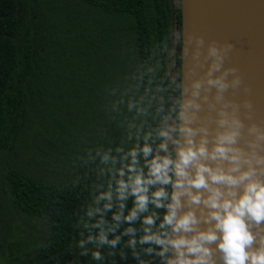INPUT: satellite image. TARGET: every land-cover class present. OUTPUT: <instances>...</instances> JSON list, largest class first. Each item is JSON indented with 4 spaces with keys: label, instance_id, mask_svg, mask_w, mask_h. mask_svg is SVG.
Segmentation results:
<instances>
[{
    "label": "trees",
    "instance_id": "obj_1",
    "mask_svg": "<svg viewBox=\"0 0 264 264\" xmlns=\"http://www.w3.org/2000/svg\"><path fill=\"white\" fill-rule=\"evenodd\" d=\"M174 29L173 0H0V151L20 149L21 158L6 193L48 226L30 264H138L131 249L121 259L101 246L105 259L96 261L95 242L76 246L90 235L80 217L98 164L84 153L121 142L137 116L129 99L150 113L137 125L168 115L180 92L167 67ZM175 47L174 77L181 41Z\"/></svg>",
    "mask_w": 264,
    "mask_h": 264
},
{
    "label": "clouds",
    "instance_id": "obj_2",
    "mask_svg": "<svg viewBox=\"0 0 264 264\" xmlns=\"http://www.w3.org/2000/svg\"><path fill=\"white\" fill-rule=\"evenodd\" d=\"M196 43L194 59L207 67L191 82L190 98L184 99L189 87L183 82V71L171 77L180 92L159 124L142 120L137 125L140 113H150L129 99L128 111L135 108L137 116L121 142L85 150L98 164L89 191L92 203L82 206L85 215L80 217L90 235L76 246L83 249L95 242L93 260L105 259L100 249L107 245L112 258L127 259L124 249H131L138 264H264V127L250 124L251 139H244L242 145L244 122L235 107L227 110V102L218 110L215 129L193 126L199 117L189 109L202 107L196 99L202 89L204 101L212 88L217 90L215 99L221 101L230 86L242 83L239 75L227 79L239 71L224 67L235 48L232 43L213 40L203 53L204 38ZM169 48V62L175 68L174 41ZM188 51L185 44V59ZM202 54L203 61L199 60ZM123 102H114L111 111ZM245 106L250 108L251 101H245ZM145 123L150 125L147 130ZM109 213L111 221L106 219ZM122 225L126 227L118 232ZM96 229L98 234H91Z\"/></svg>",
    "mask_w": 264,
    "mask_h": 264
},
{
    "label": "water",
    "instance_id": "obj_3",
    "mask_svg": "<svg viewBox=\"0 0 264 264\" xmlns=\"http://www.w3.org/2000/svg\"><path fill=\"white\" fill-rule=\"evenodd\" d=\"M179 10L180 73L184 71L183 82L189 87V91L184 93V99L190 98L191 82L200 78L207 67H200L193 56L199 37L205 40L202 53L206 52L208 43L213 40L221 44L232 43L235 48L225 59L224 67H236L239 71L230 74L227 79L231 81L236 75L242 77V83L235 88L230 86L223 93L221 101L215 99V88L207 93L209 98L204 101L206 93L202 89L201 96L196 98L202 107L199 110L189 109V113L196 112L199 117L193 126L204 124L215 129L218 110L227 102V110L231 112L235 107L236 114L244 122V137L241 139L243 145L244 139H251L247 134L250 124L255 122L264 127V0H181ZM185 44L189 50L186 59L183 54ZM199 60L203 61V54ZM193 68L195 71H191ZM245 101H251L250 108L245 106Z\"/></svg>",
    "mask_w": 264,
    "mask_h": 264
},
{
    "label": "rangeland",
    "instance_id": "obj_4",
    "mask_svg": "<svg viewBox=\"0 0 264 264\" xmlns=\"http://www.w3.org/2000/svg\"><path fill=\"white\" fill-rule=\"evenodd\" d=\"M173 1L180 9L181 0ZM172 41L175 45L181 41L180 29L172 31ZM167 67L168 73L172 69L170 77H174V67L169 59ZM168 122L171 123V119ZM20 160V149L17 152L0 151V264H30L32 252L48 231L45 218L17 210L6 193L7 175L19 166Z\"/></svg>",
    "mask_w": 264,
    "mask_h": 264
}]
</instances>
